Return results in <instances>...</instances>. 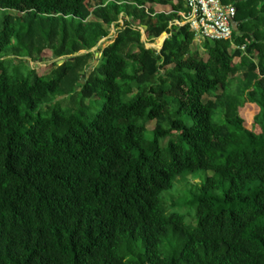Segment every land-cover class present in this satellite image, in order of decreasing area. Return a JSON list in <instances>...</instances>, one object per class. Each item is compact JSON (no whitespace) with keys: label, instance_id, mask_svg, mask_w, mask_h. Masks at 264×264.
<instances>
[{"label":"trees","instance_id":"trees-1","mask_svg":"<svg viewBox=\"0 0 264 264\" xmlns=\"http://www.w3.org/2000/svg\"><path fill=\"white\" fill-rule=\"evenodd\" d=\"M223 2L233 41L204 40L206 59L174 23L184 0H0V264H264V0ZM120 19L79 83L82 103L105 99L96 117L57 102L32 116L88 55L41 75L2 52L90 50L85 32ZM144 26L150 43L169 35L160 51ZM198 170L213 175L182 192L187 222L160 198Z\"/></svg>","mask_w":264,"mask_h":264},{"label":"rangeland","instance_id":"rangeland-1","mask_svg":"<svg viewBox=\"0 0 264 264\" xmlns=\"http://www.w3.org/2000/svg\"><path fill=\"white\" fill-rule=\"evenodd\" d=\"M2 11H0V16L2 15ZM15 14V12H12ZM77 22H69L67 23V28L69 29V38L72 39L76 36L75 33V27ZM175 24L182 25V22H176ZM124 20L120 19L117 23L113 24L111 27H105L108 31V35L106 37H102L101 31L103 30L101 27L99 28H91L88 33L84 31L83 28H79L78 31L80 33H84L87 35V37L90 40H96L98 39L97 43L94 45V47L90 50H80L78 53L75 54H69L66 56H63L61 58H56L53 55L52 49L47 48L44 50L43 54L41 56L35 55L34 58H28L26 56H19L14 53L10 52H2V58L6 61L7 64L15 65V66H24L25 64H28L29 69H35L38 71L41 75H48L52 74V68L53 63L57 61V65L60 66L64 64V61L69 58H75L76 56L81 55H88L84 58V61H79V64L74 69L73 72H70L68 76L65 77L64 81L62 82V92L60 93V96H58L55 100L49 99L46 100L35 112H32V116H36L38 113H41L43 116H47L49 114V107H53L55 102L60 103V106L67 111H75L81 106L85 108V119L87 122L92 121L96 115L99 113V111L103 108V105L105 103V99L103 97H93L91 100H86L84 103H82V97L80 95L81 86L79 85L80 82L84 83L86 79L91 78V75L94 72V69L99 67L101 56H102V50L104 47H106L108 44L113 42V40L118 36L119 32L124 28ZM102 29V30H101ZM143 31V30H142ZM143 33V41L146 42L147 48H153L157 51H160L164 40L167 38V35H163L160 38L154 40V42L150 43L147 41L146 35ZM101 38L99 39V37ZM204 40L195 39L194 43L192 45L193 49H198L200 53L203 55L204 58H208L207 53L205 49L202 48V42ZM136 50V49H135ZM90 53V54H89ZM7 54V55H6ZM63 60V62H62ZM238 61L239 59L236 58ZM256 62H258V59H255ZM236 81L233 85V90L235 93L239 92V87L237 86L239 81H242L243 79V72L237 73L235 76ZM221 93V90L219 91ZM210 97L205 96L204 100L207 101ZM230 103H233V101H230ZM233 106H235V110H239L241 107V104L235 105L233 103ZM216 120L217 116H216ZM247 125V124H246ZM26 126H29V123L26 124ZM148 128L152 130L155 127V121H151L148 123ZM167 140H164L162 142L163 145H165ZM208 175H213L212 170H198L195 172H192L187 175H180L178 176L173 184V187L169 190L164 191L161 194V204L165 206L167 211H175L183 216H185L186 221L189 222V220L192 222L194 221L192 219V215L188 216L192 212L195 213V207L188 206L184 204V199L181 197L182 192L188 190L191 188V186H195L196 184H200ZM176 203V204H174ZM174 204V205H172ZM187 215V216H186ZM189 218V220H188Z\"/></svg>","mask_w":264,"mask_h":264},{"label":"built area","instance_id":"built-area-1","mask_svg":"<svg viewBox=\"0 0 264 264\" xmlns=\"http://www.w3.org/2000/svg\"><path fill=\"white\" fill-rule=\"evenodd\" d=\"M186 11L179 14L182 25L188 24L195 37L200 40L233 41L237 9L223 0H184ZM242 49L245 46L241 47Z\"/></svg>","mask_w":264,"mask_h":264},{"label":"water","instance_id":"water-1","mask_svg":"<svg viewBox=\"0 0 264 264\" xmlns=\"http://www.w3.org/2000/svg\"><path fill=\"white\" fill-rule=\"evenodd\" d=\"M146 29V26H144L143 28H142V32H144V30ZM164 35H167V37L169 36L168 34H164ZM62 62H63V60H62Z\"/></svg>","mask_w":264,"mask_h":264},{"label":"crops","instance_id":"crops-1","mask_svg":"<svg viewBox=\"0 0 264 264\" xmlns=\"http://www.w3.org/2000/svg\"><path fill=\"white\" fill-rule=\"evenodd\" d=\"M175 23V22H174Z\"/></svg>","mask_w":264,"mask_h":264}]
</instances>
